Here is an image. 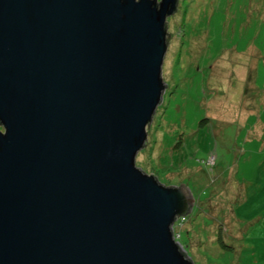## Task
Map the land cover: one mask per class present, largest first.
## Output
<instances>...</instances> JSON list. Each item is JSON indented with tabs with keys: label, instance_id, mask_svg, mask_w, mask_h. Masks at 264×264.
<instances>
[{
	"label": "water",
	"instance_id": "95a60500",
	"mask_svg": "<svg viewBox=\"0 0 264 264\" xmlns=\"http://www.w3.org/2000/svg\"><path fill=\"white\" fill-rule=\"evenodd\" d=\"M178 4L0 0V264H196L193 190L136 164Z\"/></svg>",
	"mask_w": 264,
	"mask_h": 264
},
{
	"label": "rangeland",
	"instance_id": "374dc122",
	"mask_svg": "<svg viewBox=\"0 0 264 264\" xmlns=\"http://www.w3.org/2000/svg\"><path fill=\"white\" fill-rule=\"evenodd\" d=\"M168 31V86L136 164L193 190L176 231L196 264H264V0H180Z\"/></svg>",
	"mask_w": 264,
	"mask_h": 264
},
{
	"label": "crops",
	"instance_id": "0c3cea01",
	"mask_svg": "<svg viewBox=\"0 0 264 264\" xmlns=\"http://www.w3.org/2000/svg\"><path fill=\"white\" fill-rule=\"evenodd\" d=\"M251 111H252V109H250ZM253 113H255L256 112V110L255 111H252ZM252 113V114H253ZM257 125V129L260 127V126H262V129H264V125H259V123H257L256 124ZM212 156H215L214 154H212ZM224 174V173H223ZM226 174V173H225ZM235 179V178H234ZM236 181H237V187L239 188V190H240V199H238V201L240 202V203H242V204H245V203H247V201L249 200V197H248V195H249V193H248V191H249V187L248 186H246L244 183L242 184L241 182H238V180L237 179H235ZM240 183V184H239ZM236 187V188H237ZM263 208H264V205L262 206ZM238 217V216H237ZM241 220V219H240ZM243 222H246V223H248V224H246V223H243V225L245 224V226L246 227H243V229H245V230H248L249 228H250V224H252L253 222L251 221V220H247V221H245V220H242ZM234 229H237V232H236V234H237V236H239V235H241V233H239V231L240 230H242V228H238V225H237V227L235 226L234 227Z\"/></svg>",
	"mask_w": 264,
	"mask_h": 264
},
{
	"label": "built area",
	"instance_id": "2783aa9c",
	"mask_svg": "<svg viewBox=\"0 0 264 264\" xmlns=\"http://www.w3.org/2000/svg\"><path fill=\"white\" fill-rule=\"evenodd\" d=\"M187 216L188 215H183V216L178 217L176 222L173 225L174 236H175L176 240L181 244V246H182V243L180 241V234L177 232L178 231L177 226H179V227L182 226L183 222L187 219Z\"/></svg>",
	"mask_w": 264,
	"mask_h": 264
},
{
	"label": "trees",
	"instance_id": "16d2710c",
	"mask_svg": "<svg viewBox=\"0 0 264 264\" xmlns=\"http://www.w3.org/2000/svg\"><path fill=\"white\" fill-rule=\"evenodd\" d=\"M157 177V176H156ZM158 178V177H157ZM159 179V178H158ZM190 213H187L186 215H189ZM223 245L224 246H228L226 243H224L223 242ZM182 251H183V253L186 255V256H188V257H190V254H189V252L184 248V247H182ZM192 259V258H191ZM193 260V259H192Z\"/></svg>",
	"mask_w": 264,
	"mask_h": 264
},
{
	"label": "flooded vegetation",
	"instance_id": "af4514ba",
	"mask_svg": "<svg viewBox=\"0 0 264 264\" xmlns=\"http://www.w3.org/2000/svg\"><path fill=\"white\" fill-rule=\"evenodd\" d=\"M159 1H161V0H159ZM179 3H180V0H179ZM178 8H179V4H178ZM177 11H178V9H177ZM177 11H176V12H177ZM176 12H175V13H176ZM175 13H174V14H175ZM169 38H170V35L168 34V48H169ZM159 180H160V179H159ZM190 258H191V256H190Z\"/></svg>",
	"mask_w": 264,
	"mask_h": 264
}]
</instances>
